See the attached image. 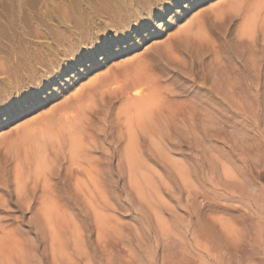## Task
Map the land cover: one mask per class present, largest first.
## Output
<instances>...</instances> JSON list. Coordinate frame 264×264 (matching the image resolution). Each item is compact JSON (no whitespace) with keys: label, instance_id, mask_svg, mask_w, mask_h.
Here are the masks:
<instances>
[{"label":"rangeland","instance_id":"obj_1","mask_svg":"<svg viewBox=\"0 0 264 264\" xmlns=\"http://www.w3.org/2000/svg\"><path fill=\"white\" fill-rule=\"evenodd\" d=\"M14 1L0 0V29L11 18ZM20 1L35 10L43 0ZM233 1H202L184 14L174 31L163 32L161 40L170 34L175 38V31L194 27L204 15L214 25L203 46L218 50L205 55L202 64L172 59L165 75L160 66L151 65L165 88L161 101L169 102L161 108L171 138L166 148L152 145L143 132L152 158L135 167L118 159L127 135L114 110L87 129L92 170L102 173V179L96 174L90 179L91 174L76 166L66 179L70 160L62 150L60 171L39 183L36 199L27 205L0 186V264H264V16L252 36L240 39L239 14L233 12L230 30L220 16L222 10L230 19L227 11ZM183 36V43L175 39L177 48L195 52L201 47L196 35ZM142 51L136 48L110 60L133 59ZM95 73L93 69L80 76L66 88V96L91 87ZM51 105L0 124V136L15 138ZM2 157L1 152L0 161ZM77 182L89 189L77 190ZM45 184H57V199L70 203L52 212L57 220L50 224L40 209ZM3 231L9 239H3Z\"/></svg>","mask_w":264,"mask_h":264},{"label":"bare ground","instance_id":"obj_2","mask_svg":"<svg viewBox=\"0 0 264 264\" xmlns=\"http://www.w3.org/2000/svg\"><path fill=\"white\" fill-rule=\"evenodd\" d=\"M18 1L9 4L11 18L0 29V124L52 105L27 122L15 138L0 136V153L4 157L0 161V186L10 189V197L14 196L20 205L36 199L34 192L39 183L60 171L57 160L62 150L68 151L66 158L70 160L66 179L74 166L100 179L102 173L92 170L87 129L94 119L111 117L114 110L125 123L127 135L118 159L121 156L135 167L139 161L152 158L151 148L142 142L143 132L149 134L152 145L167 147L171 138L162 123L166 118L161 108L169 106V102L161 101L165 88L151 65L160 66L165 75L172 59L185 65L188 61L202 64L205 55L218 53L214 47L203 46L206 33L214 25L207 23L204 15L194 27L176 29L175 38L170 34L161 40L164 30L172 29L186 12L205 0H43L35 10ZM228 8L230 19L220 10L224 27L230 30L233 12H237L241 19L238 37L252 36L256 23L264 16V0H234ZM147 20L153 21L150 31L141 23ZM190 33L196 35L197 47L200 43L201 47L195 52L177 48L175 39L183 43V34ZM189 39L190 36L185 41ZM136 48L143 51L133 59L110 60ZM214 60L211 62L217 66ZM93 69L95 83L77 95L66 96V88ZM241 90L248 93L246 88ZM61 91L65 94L63 100L59 97ZM99 183L101 191L104 186ZM75 185L83 192L89 189L78 182ZM44 187L40 209L50 224L56 219L52 212L70 203L67 199L61 204L57 199L56 193L61 191L57 184ZM2 233L4 240L9 239Z\"/></svg>","mask_w":264,"mask_h":264},{"label":"snow or ice","instance_id":"obj_3","mask_svg":"<svg viewBox=\"0 0 264 264\" xmlns=\"http://www.w3.org/2000/svg\"><path fill=\"white\" fill-rule=\"evenodd\" d=\"M146 31H150L153 27V21L147 20L141 22ZM21 103H27V101H21Z\"/></svg>","mask_w":264,"mask_h":264}]
</instances>
